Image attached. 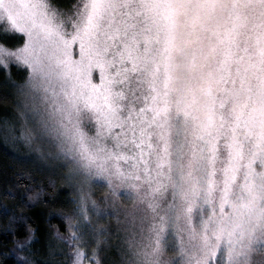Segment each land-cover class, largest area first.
Segmentation results:
<instances>
[{
	"label": "snow or ice",
	"instance_id": "snow-or-ice-1",
	"mask_svg": "<svg viewBox=\"0 0 264 264\" xmlns=\"http://www.w3.org/2000/svg\"><path fill=\"white\" fill-rule=\"evenodd\" d=\"M0 38L26 139L76 191L57 212L67 253L50 256L264 264V0H0ZM105 187L102 201L133 203L124 220L95 198Z\"/></svg>",
	"mask_w": 264,
	"mask_h": 264
},
{
	"label": "trees",
	"instance_id": "trees-1",
	"mask_svg": "<svg viewBox=\"0 0 264 264\" xmlns=\"http://www.w3.org/2000/svg\"><path fill=\"white\" fill-rule=\"evenodd\" d=\"M20 42L17 40L14 45ZM24 73L11 72L12 79H23ZM17 108L7 74L0 70V264H19L23 255H29L34 264H67L64 256L49 255V245L67 253V247L55 239L57 229L65 231L57 212L76 193L64 178V168L46 166L32 147H19L16 139H22L24 126L19 123ZM5 122L8 123L4 126ZM9 188L15 191L14 198L5 195ZM29 191H39V197L29 199ZM29 229L34 230L35 237L31 253H20L16 250L17 241L23 240Z\"/></svg>",
	"mask_w": 264,
	"mask_h": 264
},
{
	"label": "rangeland",
	"instance_id": "rangeland-1",
	"mask_svg": "<svg viewBox=\"0 0 264 264\" xmlns=\"http://www.w3.org/2000/svg\"><path fill=\"white\" fill-rule=\"evenodd\" d=\"M17 40H22L21 34L17 33V34L10 35V37L7 40V43L9 45H14L15 41H17ZM0 42H2V38H0ZM24 70H26V69L22 65L21 66H12V68H11V72H13L16 75H22L24 73ZM24 76H25V73H24ZM17 113L19 114V117L21 118L19 123L24 126V128L22 129V139H20V137H18L16 139V140H18L19 147H20V144H21V146H25V148L27 150L29 148L31 149V147H32V149L35 150L34 152H35L37 158L41 159L42 160L41 162L44 163V165L49 166V167L54 166V165L57 166V163L55 161L49 160V159H44L41 157L42 152L46 153L48 151V146L46 143L39 142L35 139H33L31 141L26 139L27 131L31 127V123H32L31 120L28 118V116L25 114L26 110L23 107L18 105ZM17 123H18V121H17ZM5 125H6V123L4 124V126ZM6 136H7V134H6ZM14 146H16L18 148L17 143H15ZM64 171H65V177H66L67 169H64ZM70 189L73 193H76V191L73 188H70ZM107 191L108 190L106 187L94 189L95 198L100 202H103L105 204L110 205L113 208V210L118 213V216L120 217V219L124 220L126 217V214H129L134 210L133 203L131 201L122 202L119 200V198H114V201H102V197L105 196ZM111 223L113 226V236L111 238V243L113 245H125L126 237L128 234L125 231H123L122 226L117 225V221L115 218L111 221ZM113 258H114V254L112 252H109L105 257V264H112ZM258 259H259V257H258Z\"/></svg>",
	"mask_w": 264,
	"mask_h": 264
}]
</instances>
